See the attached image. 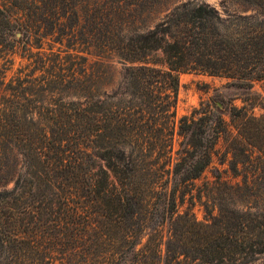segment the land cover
I'll use <instances>...</instances> for the list:
<instances>
[{"label": "trees", "instance_id": "obj_1", "mask_svg": "<svg viewBox=\"0 0 264 264\" xmlns=\"http://www.w3.org/2000/svg\"><path fill=\"white\" fill-rule=\"evenodd\" d=\"M229 1L253 14L0 0V264H264V178L239 167L253 170L254 152L194 194L231 132L225 100L177 117L181 74L264 91V0ZM114 60L122 80L108 92ZM231 110L256 147L257 117Z\"/></svg>", "mask_w": 264, "mask_h": 264}, {"label": "rangeland", "instance_id": "obj_2", "mask_svg": "<svg viewBox=\"0 0 264 264\" xmlns=\"http://www.w3.org/2000/svg\"><path fill=\"white\" fill-rule=\"evenodd\" d=\"M177 4L186 2L187 0H175ZM206 3L214 6L224 18H228L229 14L236 18L237 16H249L253 14L252 10H246L238 4L232 3L229 0H203ZM19 37V35H18ZM59 47V45H57ZM25 63L21 58H17L16 67L20 63ZM122 65L116 60L110 63L109 81L104 89L108 92L116 89L122 80ZM229 80L220 77H212L199 75L195 73H185L180 75V88L177 101V117L178 119L184 116H190L195 109L201 108V105L209 101H220L221 97L226 104L223 106L225 119L230 124L231 132L224 135L217 145L216 155H214L213 163L204 174L203 179L197 182L194 194L198 195L199 191L204 189L207 182L216 180L218 174H221L224 180H234V174L231 170L233 162H243L246 160L244 151L251 150L254 152L252 166L248 164V170L244 169L240 164V173L242 177L248 174L250 178H264V91L262 83H255L252 90H246L238 87H228ZM251 99V100H249ZM252 104H256L252 108ZM237 107L241 109L246 107L249 115L257 117L258 122L250 124V141L254 142L256 147H251L243 138L239 136L237 126L242 127L239 120H235L232 115L231 108ZM249 129V127H248ZM179 136L175 137V149L179 148ZM244 141V143H242ZM223 161V162H222ZM239 180H241V178ZM12 185L9 186L11 188ZM180 210V213H183ZM195 214L198 221L203 222L206 214L203 208L197 206ZM164 240H168V228L164 229Z\"/></svg>", "mask_w": 264, "mask_h": 264}]
</instances>
